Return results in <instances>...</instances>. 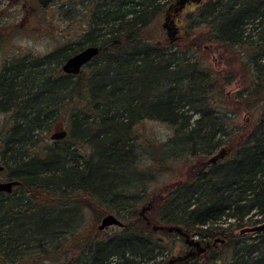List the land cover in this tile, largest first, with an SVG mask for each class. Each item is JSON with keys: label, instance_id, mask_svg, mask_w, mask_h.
Listing matches in <instances>:
<instances>
[{"label": "trees", "instance_id": "1", "mask_svg": "<svg viewBox=\"0 0 264 264\" xmlns=\"http://www.w3.org/2000/svg\"><path fill=\"white\" fill-rule=\"evenodd\" d=\"M177 2L94 0L78 48L3 64L0 111L12 124L0 159L4 180L20 184L0 195V264L153 260L166 247L155 239L153 222L216 242L194 264H264V230L243 232L264 222V0L186 2L195 4L189 30L162 42L153 26ZM204 43L248 56L243 69L250 83L238 94L250 114L244 126L237 112L214 102L233 72L187 56ZM90 45L98 54L78 74L64 73L65 60ZM146 121L172 128L162 146L143 147L139 128ZM62 124L67 135L35 151L39 133ZM222 146L225 156L206 164ZM143 155L150 166L142 167ZM177 162L193 171L190 178L150 199L152 170ZM140 203L150 207L149 223L135 210ZM85 207L95 222L122 213V227L112 234L80 230L83 216L76 212Z\"/></svg>", "mask_w": 264, "mask_h": 264}, {"label": "rangeland", "instance_id": "2", "mask_svg": "<svg viewBox=\"0 0 264 264\" xmlns=\"http://www.w3.org/2000/svg\"><path fill=\"white\" fill-rule=\"evenodd\" d=\"M93 2L94 0H52L47 7L42 8L39 6L37 0H0V70L5 62H10L15 58L43 56L57 47L65 45H69L71 48H78L88 28V17L85 14V10ZM175 8L172 7L171 11H164L159 15L153 26L154 35L162 42L165 40L169 41L166 34L167 30L163 27L166 18H168V22L169 20L172 21L174 27L177 29L174 41L184 36L190 28L187 15L193 11L195 4L186 3L176 13L174 12ZM199 30V28H196V34L199 33ZM248 32H253L252 27H248ZM203 45L205 46L202 50L188 51L187 56L200 60L215 71L233 72V80L228 84L222 85L221 93L218 95L220 97H215L214 102L222 111L233 114L237 112L236 121L238 125L244 126L249 120L250 114L239 105L238 94L250 83L249 75L243 69V66L247 65V54H242L240 49L216 48L207 43ZM11 124L12 121L10 122L9 120V113L0 111V153L3 152L2 138L7 133ZM58 127H52L39 133V142L35 147V151H38L44 145L52 144L53 141L50 140V135L65 126L62 124V126ZM139 132L142 134L141 140L145 142L143 147L149 143L155 147L162 146L173 133L172 128L168 125L154 121H146L139 128ZM222 147L225 148L226 146ZM84 152L83 149L82 153ZM6 157L7 155H5ZM148 158V155H143L141 161L142 167L151 165L152 161H149ZM179 171L180 173L178 174ZM192 172L185 171L179 162L172 163V166L167 169H158L156 171L154 168L152 173L156 177L150 186L151 190L149 189L153 192L150 199L157 201L159 198L165 197L173 188L175 182L187 180L192 175ZM5 174V171L0 173V181L4 180ZM82 203L81 201L80 204ZM146 205L140 203L135 206V210L140 214V210ZM148 210L143 214L145 217L149 216L150 212ZM82 211L76 212L78 217L82 218L83 216L78 228L92 234L93 226L97 228L104 215L100 217L99 221L95 222V212H91L86 207ZM112 214L122 221L124 220L122 213L120 215ZM143 215L141 216L143 217ZM156 224L160 225V223L153 222L150 225V229H152V225ZM104 231L112 234L118 231V227L108 226ZM153 231L156 232L154 234L155 239L160 245L166 247L159 249L153 260L136 258V264H194L195 258L196 260L197 258L207 259V248H212L216 245L215 241L210 240L207 245V243L201 242L198 236L190 235L193 239L200 241L202 247L206 248L204 252L198 254L195 247L184 243L182 236L178 234L165 235L163 233L165 231L161 230ZM237 232L240 231L236 230L235 233ZM63 245L65 248V242ZM64 248H60L59 253H63Z\"/></svg>", "mask_w": 264, "mask_h": 264}, {"label": "water", "instance_id": "3", "mask_svg": "<svg viewBox=\"0 0 264 264\" xmlns=\"http://www.w3.org/2000/svg\"><path fill=\"white\" fill-rule=\"evenodd\" d=\"M39 5L43 8L47 7L52 0H37ZM202 0H178L177 2V7L174 9V12L176 13L178 10H180L186 2H196L199 3ZM163 27L166 28L167 32V37L169 41H174L176 39V32L177 29L174 27L173 22L166 18V22L163 24ZM0 41H1V33H0ZM99 52L98 46H85L76 53L72 54L69 56L65 62L62 64L61 69L64 73L71 74V75H76L80 72V70L88 63L90 62ZM59 128V127H58ZM67 135V131L64 128H61L60 130H57L53 132L50 135V140L55 141V140H60L63 139ZM226 154V149L222 148L218 152H216L214 155L209 157L206 161V164L210 163H215L218 159H221L225 156ZM4 166L0 160V173L3 171ZM20 182L18 180H2L0 181V195L1 194H8L11 193L13 188L18 186ZM150 207L149 206H144L140 210V214L143 215L146 210H148ZM143 218L149 223V220L147 217L143 215ZM123 222L114 214L108 213L104 215L100 223L97 226L98 230L104 231L106 227L108 226H117V227H122ZM153 230H161L169 233H176L180 236L183 237L184 243L193 246L197 249V253L204 252L206 248L202 247L200 245V241L193 239L190 237V235L182 230L181 227L176 226V225H152ZM264 230V222L253 226L249 227L243 230V232H255V231H263Z\"/></svg>", "mask_w": 264, "mask_h": 264}, {"label": "flooded vegetation", "instance_id": "4", "mask_svg": "<svg viewBox=\"0 0 264 264\" xmlns=\"http://www.w3.org/2000/svg\"><path fill=\"white\" fill-rule=\"evenodd\" d=\"M38 2V1H37ZM39 4V3H38ZM40 6V5H39ZM190 255V254H189ZM191 255H193V254H191Z\"/></svg>", "mask_w": 264, "mask_h": 264}]
</instances>
